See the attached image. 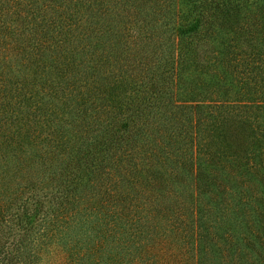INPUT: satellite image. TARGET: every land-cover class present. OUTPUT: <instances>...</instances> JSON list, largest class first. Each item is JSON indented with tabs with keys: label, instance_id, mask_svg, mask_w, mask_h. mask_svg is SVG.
<instances>
[{
	"label": "trees",
	"instance_id": "16d2710c",
	"mask_svg": "<svg viewBox=\"0 0 264 264\" xmlns=\"http://www.w3.org/2000/svg\"><path fill=\"white\" fill-rule=\"evenodd\" d=\"M0 264H264V0H0Z\"/></svg>",
	"mask_w": 264,
	"mask_h": 264
}]
</instances>
